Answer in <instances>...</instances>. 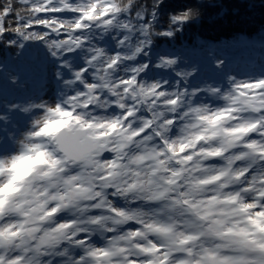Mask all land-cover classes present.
Masks as SVG:
<instances>
[{
	"label": "snow or ice",
	"instance_id": "obj_1",
	"mask_svg": "<svg viewBox=\"0 0 264 264\" xmlns=\"http://www.w3.org/2000/svg\"><path fill=\"white\" fill-rule=\"evenodd\" d=\"M201 7L0 0V264H264V74L178 53Z\"/></svg>",
	"mask_w": 264,
	"mask_h": 264
},
{
	"label": "trees",
	"instance_id": "obj_2",
	"mask_svg": "<svg viewBox=\"0 0 264 264\" xmlns=\"http://www.w3.org/2000/svg\"><path fill=\"white\" fill-rule=\"evenodd\" d=\"M175 2L179 3L181 0ZM176 44L182 55L196 65L201 62L208 46H213L217 55L228 61L232 60V63L241 62L247 53L258 52L263 56L264 0H204L202 15L191 27L185 29L183 35L177 37ZM13 55L14 53L0 50V61ZM39 55L35 51L24 54L23 62L33 66L35 70L29 73L25 90L5 91L7 99L23 101L40 92L44 79L38 67ZM15 65L16 61L9 59V67ZM210 65L205 61V65L200 67L202 77L209 74ZM17 97L22 99H16Z\"/></svg>",
	"mask_w": 264,
	"mask_h": 264
},
{
	"label": "rangeland",
	"instance_id": "obj_3",
	"mask_svg": "<svg viewBox=\"0 0 264 264\" xmlns=\"http://www.w3.org/2000/svg\"><path fill=\"white\" fill-rule=\"evenodd\" d=\"M206 54L208 55V53L206 52ZM210 55H213L215 57V60L217 58L223 59L222 56H215L214 54H212L211 52H209ZM260 57V56H259ZM259 57H257L256 59H258ZM225 61V67L230 66L232 63V60H230L229 62ZM263 62V60H260L258 63ZM235 67L236 69H238L240 72L238 71H234V70H229L228 72L234 76L237 77V79L239 80H246V79H250V78H255V77H259L262 74H264V64L261 66V68L259 69L258 67L254 66H250L248 68H243V66H232ZM253 68V69H251ZM247 70H250V72H247ZM48 76H51V72L49 71ZM53 80L52 82L49 81V79L47 78V83L43 82V88L40 90L39 93H41V91L43 90L46 94L44 95L45 100H48L53 93L54 90V85H53ZM30 87L32 88V84L30 85ZM37 93H34L33 95H35ZM16 99H22V98H16ZM16 102H21V100H18Z\"/></svg>",
	"mask_w": 264,
	"mask_h": 264
},
{
	"label": "clouds",
	"instance_id": "obj_4",
	"mask_svg": "<svg viewBox=\"0 0 264 264\" xmlns=\"http://www.w3.org/2000/svg\"><path fill=\"white\" fill-rule=\"evenodd\" d=\"M198 3L201 4V5H203L204 0H198ZM201 15H202V7L199 8V16H198V18H199Z\"/></svg>",
	"mask_w": 264,
	"mask_h": 264
},
{
	"label": "bare ground",
	"instance_id": "obj_5",
	"mask_svg": "<svg viewBox=\"0 0 264 264\" xmlns=\"http://www.w3.org/2000/svg\"><path fill=\"white\" fill-rule=\"evenodd\" d=\"M209 47V46H208ZM210 48V47H209Z\"/></svg>",
	"mask_w": 264,
	"mask_h": 264
}]
</instances>
